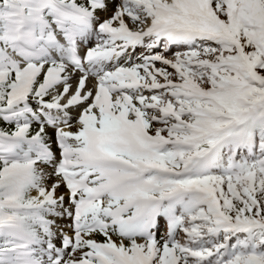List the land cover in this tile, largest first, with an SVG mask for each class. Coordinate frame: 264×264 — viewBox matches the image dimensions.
Masks as SVG:
<instances>
[{
  "label": "snow or ice",
  "instance_id": "6c2138e0",
  "mask_svg": "<svg viewBox=\"0 0 264 264\" xmlns=\"http://www.w3.org/2000/svg\"><path fill=\"white\" fill-rule=\"evenodd\" d=\"M0 264H264V0H0Z\"/></svg>",
  "mask_w": 264,
  "mask_h": 264
}]
</instances>
